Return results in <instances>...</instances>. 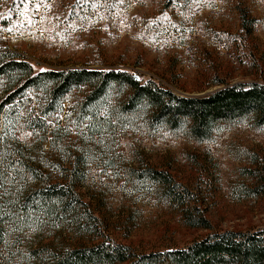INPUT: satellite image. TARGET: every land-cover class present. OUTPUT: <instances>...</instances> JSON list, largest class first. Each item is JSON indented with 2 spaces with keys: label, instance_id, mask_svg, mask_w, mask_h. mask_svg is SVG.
I'll list each match as a JSON object with an SVG mask.
<instances>
[{
  "label": "rangeland",
  "instance_id": "obj_1",
  "mask_svg": "<svg viewBox=\"0 0 264 264\" xmlns=\"http://www.w3.org/2000/svg\"><path fill=\"white\" fill-rule=\"evenodd\" d=\"M4 51L22 56L36 73L123 71L180 97L203 98L228 86L264 85V0H0ZM89 92L74 89L48 120L49 132L60 130L61 148L37 122L42 92H27L6 108L0 139L24 148L41 170L47 159L68 166L71 157L86 155L80 188L111 239L141 254L184 248L217 232L264 230V126L249 118L225 124L207 141L138 125L95 136L87 130L93 117L82 111ZM147 168L186 186L212 229L186 227L155 185L129 172ZM56 225V245L89 242ZM48 237L37 228L7 233L24 249ZM8 248L1 247L9 264H20Z\"/></svg>",
  "mask_w": 264,
  "mask_h": 264
},
{
  "label": "trees",
  "instance_id": "obj_2",
  "mask_svg": "<svg viewBox=\"0 0 264 264\" xmlns=\"http://www.w3.org/2000/svg\"><path fill=\"white\" fill-rule=\"evenodd\" d=\"M83 87H89L90 92L82 111L93 117L87 130L95 136L117 135L126 126L138 125L207 141L225 124L249 118L257 127L264 126L262 84H238L207 97L187 98L123 71L69 69L36 73L22 56L4 51L0 53V130L8 106L27 92L35 96L42 92L38 105L43 120H36L39 127L45 128L47 140L51 138L52 147L61 148L60 130L50 128L49 132L47 122L63 108L66 95ZM87 158L73 156L68 166L47 159L48 166L41 170L36 167L38 159L24 148L0 139V259L4 264L10 261L1 247H10L8 250L19 255L20 264H264V230L217 232L184 248L141 254L117 243L81 191L85 176L82 163ZM131 171L157 187L161 199L180 212L186 227L212 229L195 196L169 172L155 168ZM56 224L72 229L89 242L56 245ZM33 228L49 236L43 245L24 249V243L7 238L9 232L29 234Z\"/></svg>",
  "mask_w": 264,
  "mask_h": 264
},
{
  "label": "snow or ice",
  "instance_id": "obj_3",
  "mask_svg": "<svg viewBox=\"0 0 264 264\" xmlns=\"http://www.w3.org/2000/svg\"><path fill=\"white\" fill-rule=\"evenodd\" d=\"M27 135H31V133H28Z\"/></svg>",
  "mask_w": 264,
  "mask_h": 264
}]
</instances>
